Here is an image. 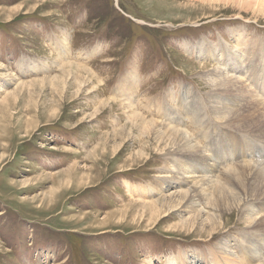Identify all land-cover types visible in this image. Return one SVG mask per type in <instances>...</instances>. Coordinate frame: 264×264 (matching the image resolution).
<instances>
[{
	"label": "rangeland",
	"instance_id": "374dc122",
	"mask_svg": "<svg viewBox=\"0 0 264 264\" xmlns=\"http://www.w3.org/2000/svg\"><path fill=\"white\" fill-rule=\"evenodd\" d=\"M221 1L0 0V264H167L183 253L262 264L242 248L262 239L239 225L249 201L214 214L206 232L180 226L195 200L176 196L155 216L143 207L192 189L185 161L213 166V189H238L256 162L231 148L251 142L249 129L216 117L214 101L230 99L207 80L228 72L232 90L264 105V4ZM202 43L222 45L238 68L198 57ZM178 133L200 164L177 154ZM147 185L154 193L140 195Z\"/></svg>",
	"mask_w": 264,
	"mask_h": 264
},
{
	"label": "bare ground",
	"instance_id": "6f19581e",
	"mask_svg": "<svg viewBox=\"0 0 264 264\" xmlns=\"http://www.w3.org/2000/svg\"><path fill=\"white\" fill-rule=\"evenodd\" d=\"M223 1H221V2H223ZM226 1L227 0H225V2ZM237 1L240 2V3H242V4L243 3H245V4L248 3V5H249L250 2H256L258 5L264 4V0H237ZM235 3H237V2H235ZM242 4H240V5H242ZM254 5H255V3H254ZM249 8H251V7H249ZM260 10H263V9H260ZM196 49H198L197 52L200 53V55L198 53V55H197L198 57L207 58V59L210 57V59L214 60L217 64H219V68L221 67L219 70L225 69V66L227 67V65H228V67H227L228 68V71L229 70H234L233 68L235 66H236V68H238V66H239L237 62H233L232 65H230L228 63L229 62V58H230V57L228 58V51H227V49H225L220 44L214 45V46H209L207 44H203L202 43V44H199ZM224 53H225V58L221 59V55L224 54ZM239 55H241V54H239ZM203 68L204 67H201V69H203ZM240 69H241V67H240ZM228 74H229L228 72H225V73H221V74H218V75H214V76L208 77V80L207 81H209L208 82L209 85H211L212 87H214V93H215L216 90H218V91L220 90L221 91V89H222L223 92L225 90L228 93L227 94L225 92L227 94L226 96H228L227 98H229L231 100L230 101L228 99H226V100H222L221 99L219 101V99H220L219 98L218 100L216 99L214 101V103L216 105H218V106L214 105V108L216 109L215 110L216 117H218L219 119H222V118L223 119H229L228 121L231 120L233 123H236V127H238V128H241V129L244 128V130L249 129V130H246V131H247V133H250L249 136L252 138L251 142L248 141L249 139L246 140L247 138H244V137H241L240 138L239 137L240 139H235L236 144L234 145V147H231L232 149L240 148V151L242 150L244 152V155H242V154L239 153L240 155H242V157H244V158L245 157L246 158H249L250 157V158H252V159H254L256 161V162H246V166L245 167L248 168L247 171H246L247 172V176H245L246 175L245 174L244 175L245 176L244 177V180L242 179L241 181H239V183H237V180L238 179L236 180V179H233L232 178V180H236V184H237V188L238 189H233V188L232 189H230V188H228V189H219V187H218L219 184H218V186L216 185L218 187V189L217 188L216 189H213L212 188L213 187L212 186V183L208 181V180H211L212 177H214L212 175V173H211V168L213 166L210 164V166H212V167H210L208 169H207V167H202V165H201V167L196 168L195 166H193V162L185 161V163L181 166V168L179 170V173L187 174L188 176L190 175L191 177L193 176L192 178H193V181H194V183H193L194 186L195 187L200 186L199 187L200 189L199 188L195 189V187L193 186L192 189H188L186 192L180 191V192H178L176 194L173 192L167 198L164 196V197L158 199L157 201L156 200L155 201H152V202L151 201H148V202L143 203L145 205L143 206V204H142V206L145 209L147 208V211H149V215L155 216L158 213H160L161 211H163L164 209H170L172 207L176 208L175 205L172 206L173 203H175V204L177 203V201H174V198H176V196L181 197V200L182 199H185V198H187V201L195 200V202H191L190 201V203H188L189 205H188V208H187L189 210V212L194 213L195 215H193L190 218V220H188V219L185 220L184 219L183 222L180 224V226H181L182 229L185 228L186 230H188V229H191L193 226H195V223L197 222V224L200 223V225H198V226H201L202 227V231H203V229H205V232H206V229H208L209 227H206L205 228V226H207L208 223H211L212 224L213 222L217 221L216 218H215V221L213 219L215 217L214 214L220 213L221 215H223L222 213L225 210L232 208L233 205H235L236 208L237 207L238 208H241L242 205H244L246 202L249 201L251 203L249 205L252 206L253 210L245 209L242 212L241 219H240L241 222H239V225L240 226L243 225L244 226L243 229L246 230L247 232H252V233H257V234H261L262 233V235H260V237L262 239L257 238L253 242L249 241L248 239H244L242 241L243 244L246 243V244L250 245V248L246 247L245 245L242 248L244 250V253L246 255H248V256H246V258H248L250 260H253V258H255V255L258 254V256H259L258 262L264 264V206H262V205H264V153H260L259 152L260 149L258 150V148H260V147L262 148V146L264 144V108H263V111L262 112H261V108H259V107H262L264 105H263V103H259L257 101L256 102L255 101H251L250 102L249 101V96L247 95V92L243 88L244 86H240L238 84L239 86L237 88H235L234 90H232V88L235 87V84L236 83L234 82L235 81L234 78L228 76ZM251 75H252L251 78L253 79V83L254 84H259L257 81L262 80L260 77H258V78L256 77V73H252ZM261 85H262V88L264 90V82L261 81ZM216 93H217V91H216ZM219 94H220V92H219ZM217 95H218V93H217ZM9 96H10V94H7L6 99L4 101L5 105H6L7 101H8V99H9ZM131 105H133V104H131ZM192 116L194 118L197 116L195 110L193 111ZM134 117H136V115ZM138 117H137V119H139ZM141 120H142V118H141ZM193 120L196 121L195 119H193ZM130 121H132V120H130ZM136 122H138V121H136ZM153 123L155 124V122H153ZM134 124L135 123H133V125ZM149 126L150 125H148V127ZM147 128L145 130H147ZM229 132H231V131H229ZM154 134H155V132H154ZM162 134L164 135L165 132H162ZM181 134L178 133L177 139L172 142V146L173 147H176V148L178 147V150L177 149H174V150H177V154L179 156H184L187 159L188 158H191V157L192 158H196V160H194V161H197V162H199L198 164H200V162L203 159H201L202 157H200V156H198L200 158H197L196 157L197 156L196 155L197 153L195 154V152H196L195 150L197 149V146L195 144L194 145H191L189 143V141L186 139V135L184 136L182 134L183 135V137H182ZM145 135H147V134H145ZM176 135L177 134H175L173 136H176ZM246 135L248 136V134H246ZM173 136H171V138ZM187 138H189V137H187ZM170 141H172V139ZM215 141H216V139H215ZM227 141H228V139H227ZM164 142H165V140H164ZM254 142L255 143H258V144H255V145H260V146L255 147L254 146ZM226 145H227V143H226ZM228 147H230V146L227 145L226 149ZM169 148H170V146H169ZM257 150H258V152H257ZM170 151H171V149H170ZM201 152H202V150H201ZM228 154H229V156H233V155H235L237 153L228 152ZM135 157H137V156H135ZM184 157H182V159ZM204 160L205 161L210 160V162H214V159L213 158H208L207 157ZM229 160L230 159H228V161ZM134 161H135V159H134ZM180 161H182V160H180ZM180 161L179 160L176 161V164L175 165L177 166V164ZM214 167H215V165H214ZM235 171H236V169L233 170V171H232V169L230 170V172H235ZM167 172H169V171H167ZM238 172L240 173L241 172V169ZM65 173H66V171H65ZM182 174H181V176H182ZM229 174H232V173H229ZM206 177H208V179ZM225 177H224V179H225ZM234 177H236V176H234ZM181 178L183 179V176ZM194 178L197 179V180H195ZM229 178H231V177H229ZM229 180H231V179H229ZM223 182H225V181H223ZM230 185H228V187ZM153 187H154V185L153 186H149V185L142 186L140 188H137L138 189L137 192H139V193L141 192L140 195H142V196H144L146 194H149V193H154V188ZM129 193L130 194H133V190H129ZM131 204H134V205L137 206V204H135V203H131ZM200 204H203L204 206L202 208H197V207H200ZM240 205H241V207H240ZM211 212H214V213L210 214ZM227 213H228V211H227ZM203 215H205L206 219L205 220L203 219V220L199 221L200 220V217H203ZM197 224H196V227H197ZM217 227H219V228L222 229L224 227V224L220 223V225L218 224ZM216 232H217L216 228H213V226H212V228L210 227V231L207 232L208 235H207L206 238H208V239L211 238L213 236V234L216 233ZM246 234H244V235H246ZM256 242L257 243L259 242V252H257L256 249H255V245H256L255 243ZM221 245H224V246H220L222 249H227V246L228 247H231V246L228 245V241H226L225 244H221ZM197 256L198 255H195V254H190L189 255V253H183L180 257H178V259H175V258L168 259L167 260V264H197L198 261H201L202 263H205V264H219L218 261L215 258L213 260H211L210 257L204 256V255L203 256H200V257H197ZM199 258H201V260ZM218 259H219L220 263L223 261L222 260V257H218ZM225 264H229V263L225 262Z\"/></svg>",
	"mask_w": 264,
	"mask_h": 264
}]
</instances>
